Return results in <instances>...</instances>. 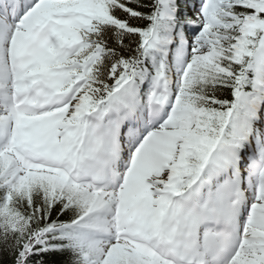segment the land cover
Instances as JSON below:
<instances>
[{
  "label": "snow or ice",
  "instance_id": "snow-or-ice-1",
  "mask_svg": "<svg viewBox=\"0 0 264 264\" xmlns=\"http://www.w3.org/2000/svg\"><path fill=\"white\" fill-rule=\"evenodd\" d=\"M0 264H264V0H0Z\"/></svg>",
  "mask_w": 264,
  "mask_h": 264
}]
</instances>
